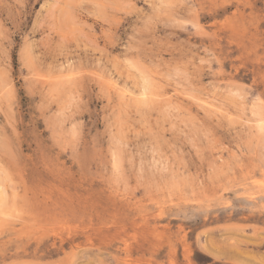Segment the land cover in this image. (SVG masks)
<instances>
[{
	"label": "rangeland",
	"instance_id": "obj_1",
	"mask_svg": "<svg viewBox=\"0 0 264 264\" xmlns=\"http://www.w3.org/2000/svg\"><path fill=\"white\" fill-rule=\"evenodd\" d=\"M0 264H264V0H0Z\"/></svg>",
	"mask_w": 264,
	"mask_h": 264
}]
</instances>
